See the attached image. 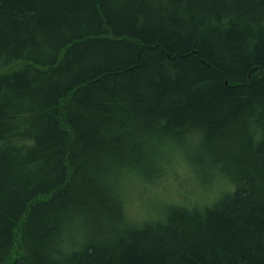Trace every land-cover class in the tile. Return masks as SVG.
<instances>
[{"label":"trees","instance_id":"1","mask_svg":"<svg viewBox=\"0 0 264 264\" xmlns=\"http://www.w3.org/2000/svg\"><path fill=\"white\" fill-rule=\"evenodd\" d=\"M0 264H264V0H0Z\"/></svg>","mask_w":264,"mask_h":264},{"label":"rangeland","instance_id":"2","mask_svg":"<svg viewBox=\"0 0 264 264\" xmlns=\"http://www.w3.org/2000/svg\"><path fill=\"white\" fill-rule=\"evenodd\" d=\"M167 164L160 179L141 182L132 176L126 180L124 203L126 212L135 219H148L158 215V211L172 201L182 205H201L215 200L219 193L228 191V184L219 178L200 183L189 171L176 153Z\"/></svg>","mask_w":264,"mask_h":264}]
</instances>
